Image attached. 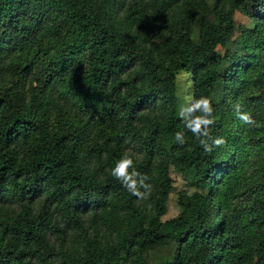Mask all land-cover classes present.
Masks as SVG:
<instances>
[{"label":"trees","instance_id":"obj_1","mask_svg":"<svg viewBox=\"0 0 264 264\" xmlns=\"http://www.w3.org/2000/svg\"><path fill=\"white\" fill-rule=\"evenodd\" d=\"M0 264H264V0H0Z\"/></svg>","mask_w":264,"mask_h":264},{"label":"clouds","instance_id":"obj_2","mask_svg":"<svg viewBox=\"0 0 264 264\" xmlns=\"http://www.w3.org/2000/svg\"><path fill=\"white\" fill-rule=\"evenodd\" d=\"M191 96V95H190ZM237 117L243 123L258 126L256 121L249 113L241 112L240 107H235ZM213 108L211 102L207 97L201 96L195 100L193 104L188 107L181 105L179 116L184 121V126L187 128L194 137L199 140L200 145L205 151H211L212 145L220 146L224 143L223 138L213 139L210 134V126L215 123L212 116ZM175 140L179 144L184 143V134L177 132L175 134ZM209 140L212 144H209ZM131 169V171H129ZM110 174L113 178L121 183V186L128 192L138 198H145L140 191L145 187V181L148 177L138 172L134 167L132 158L128 156H122L115 164V167L110 169Z\"/></svg>","mask_w":264,"mask_h":264},{"label":"rangeland","instance_id":"obj_3","mask_svg":"<svg viewBox=\"0 0 264 264\" xmlns=\"http://www.w3.org/2000/svg\"><path fill=\"white\" fill-rule=\"evenodd\" d=\"M235 20H237V22H239L240 24H244V25L250 24V21L245 16L241 15L238 12L235 14ZM236 43L237 42L235 41H230L228 43V46L235 47ZM176 84H177V92H178L179 99H180V103H178V107H177V110L179 112L181 105L185 107V104L191 98L190 91H191L192 81H191L190 73L185 69L180 70L176 74Z\"/></svg>","mask_w":264,"mask_h":264}]
</instances>
